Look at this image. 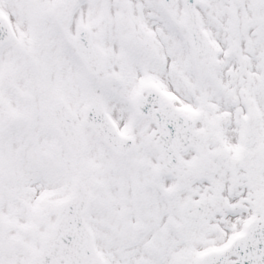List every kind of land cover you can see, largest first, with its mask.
I'll return each mask as SVG.
<instances>
[{
  "label": "snow or ice",
  "instance_id": "6c2138e0",
  "mask_svg": "<svg viewBox=\"0 0 264 264\" xmlns=\"http://www.w3.org/2000/svg\"><path fill=\"white\" fill-rule=\"evenodd\" d=\"M0 264H264V0H0Z\"/></svg>",
  "mask_w": 264,
  "mask_h": 264
}]
</instances>
